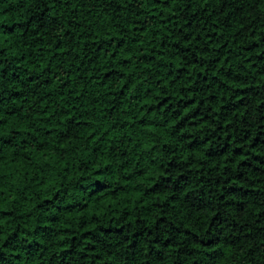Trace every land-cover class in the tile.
Here are the masks:
<instances>
[{"label":"trees","instance_id":"trees-1","mask_svg":"<svg viewBox=\"0 0 264 264\" xmlns=\"http://www.w3.org/2000/svg\"><path fill=\"white\" fill-rule=\"evenodd\" d=\"M0 264H264V0H0Z\"/></svg>","mask_w":264,"mask_h":264}]
</instances>
